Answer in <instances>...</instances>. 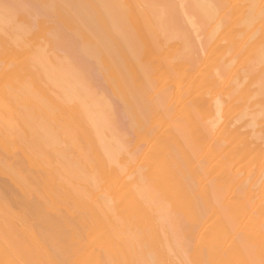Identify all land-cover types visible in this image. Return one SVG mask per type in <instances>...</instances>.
<instances>
[{"label": "bare ground", "instance_id": "obj_1", "mask_svg": "<svg viewBox=\"0 0 264 264\" xmlns=\"http://www.w3.org/2000/svg\"><path fill=\"white\" fill-rule=\"evenodd\" d=\"M177 1L0 0V264H264V126L253 135L241 108L250 92L240 95L264 65V3ZM230 12L254 33L263 24L248 41L216 42L230 69L240 61L227 96L244 99L234 111L248 132L211 116L233 101L222 111L189 53L223 21L226 32ZM228 66L202 72L221 82ZM124 128L150 144L130 148Z\"/></svg>", "mask_w": 264, "mask_h": 264}, {"label": "rangeland", "instance_id": "obj_2", "mask_svg": "<svg viewBox=\"0 0 264 264\" xmlns=\"http://www.w3.org/2000/svg\"><path fill=\"white\" fill-rule=\"evenodd\" d=\"M178 1H180V0H178ZM178 1H177V4H179ZM181 1H182V0H181ZM184 1H185V0H184ZM256 1H257V0H256ZM258 1H259V0H258ZM258 1H257V2H258ZM232 2L234 3L235 0H234V1L232 0ZM232 2H230L231 5H233ZM261 2L264 3V0H260V1L257 3V7H255V11H258V10H259V7H261V4H262ZM32 3H34V2H32ZM174 3H176V2H174ZM180 3H181V2H180ZM182 3H183V2H182ZM182 3H181V5H182ZM31 5H32V6H35V4H31ZM184 5H185V2H184ZM184 5H182V6L179 5V6L182 8ZM231 5H230V6H231ZM263 5H264V4H263ZM230 6H229V4H228L227 7H225V8L230 9V8H229ZM244 6H245V5H243L242 8H241L242 11H243V9L246 10V8H247L246 6H245L246 8H244ZM175 7H176V9H178V8H177V5H175ZM231 7H233V6H231ZM235 7H236V6H235ZM262 7H263V6H262ZM227 9H226V10H227ZM231 9H233V8H231ZM241 9H240V10H241ZM248 9H249V8H248ZM257 9H258V10H257ZM260 9H261V8H260ZM224 11H225V9L223 10V12H224ZM231 11H232V10H231ZM242 11H241V12H242ZM253 11H254V10H253ZM255 11H254V12H255ZM239 12H240V11H239ZM239 12H238V14H234V13L231 14L232 12H230V14H229V20H228V21H230V19H231V21H230V23H231V27H230V23H229V24L227 23L228 25H226V27H227L228 29L225 28V30L227 29L228 33H226L227 31L224 32V29H223V28H224V24H223V23H225V21H223V23L221 22V24H222V25H221L222 28L220 27V28L223 29V30H221V29L219 28L220 30H218V35L214 36L211 40H210L209 37L207 36L208 33H204L203 36L201 35V36H202L201 38H198V37H200V36L197 37V38H198L197 41H199V42L202 41L201 43H204V44L198 43V42L196 41V37L193 39V36H194L193 34H192L193 36L190 38L191 41L188 40V41H190V42L193 43V44L190 43V44H192V45H194V44L197 42L196 45H194V50H191L192 47H190V51H189V53L192 52L191 54H193V56H194L195 59H197V58H196L197 56H198V57L200 56V57H201V58L199 57V58H200V61H202V62H199L198 59L196 60V62L198 61V64H197L196 67H195V68H197V70H195V73H196V74L198 73V75H199V73L201 72V73H202V76H198V77H202V78L204 77L206 80H208L207 82H206L205 79H204V80H203V79L200 80V82L203 80L205 84H204L203 82H201V83H202L201 85H200V83H197V84H199V87L201 88V91H199V93H200V92L205 93L206 90H207L206 87H208L209 84H210L211 86H209L210 88L208 87V90H207V91L209 92V94H210L209 89H211V90H213V92H215V93L213 94V92L211 91V93H212L213 95L210 94V96H214L215 98H218L219 102H221V103H222V100L224 101V104H222V106H224V105H225V106H224V108L222 107V108H223L222 111L227 110V107H228V105H229V103L227 104L228 101L230 102L231 100L233 101V99L235 100V98H233V97H234V94H235V93L233 92V91H234V88H232V90L230 91L229 89H230L231 87H233V86L228 87V85H229V86H230V85H233V83H232V84L229 83V82H230L229 80L231 79V76L233 75L232 72L234 73L233 70L235 69V71H236L237 68H240L239 65H238V63H239L240 61L238 60V61H235V62L232 63V65H231V69H232V71H231V73H229V71L231 70V69H230V58H231V57H230V54L228 53L227 50H225V51H227V52H221V53H222L221 56H218V55H219V51H220V49H219V51H218V49L216 48V46H217L218 42H221V43H219L220 45L218 44V45L221 47V49H222V45H223L224 47H226V43H227V45H229V43H230V41H229L230 38H229V37L231 36V38H232V35L234 36L235 39H237V40H241V41H242V40H244V41L247 40V39H248V35H251V34H252L253 37H254V36L259 32L258 29H259V28L261 29V27H262L263 24H264V21H263V19H262V23H263V24H261V22H260V25H259V26H261V25H262V26L259 27V28H257V27H258L257 24L259 23L260 20L258 21V20L256 19V20L258 21V23L256 24V22H255V21H256V20H255L256 17H254V16H255V15H254V16H253V17H254V20H255L254 23L256 24V28H257V31L254 33L253 31H254V29H255V27H254L255 25L253 24V27H252V28H251L252 24H251V26H250L249 24L247 25V24L243 21V20H244V16L242 15V18H241V15H240L241 13L239 14ZM226 13H227V12H226ZM226 13H225V12L223 13V14L225 15V16L223 15L225 20L228 19ZM257 13H258V12H257ZM254 14H255V13H254ZM182 15H183V14H182ZM249 15H251V13H250ZM252 15H253V12H252ZM223 16H221L220 19H222ZM233 16H234V17H233ZM235 16H237V17H235ZM182 17H183V16H182ZM232 17H233V19H232ZM238 17H239V19H238ZM226 18H227V19H226ZM240 18H241V19H240ZM248 18H249V17H247L246 19L249 20ZM262 18H263V17H262ZM183 19H184V17H183ZM234 19H235V21H233ZM251 19H252V16H250V20H251ZM185 20H186V19H185ZM239 20H240V21H239ZM238 21H239V22H238ZM242 21L244 22V24L240 26L241 28H239V27H238L239 25H237V24H240V22H242ZM232 22H234V23L236 22V25H234V28H233V24H232ZM182 24H183V23H182ZM225 24H226V23H225ZM242 26H243V27H242ZM248 26H250L249 30H248ZM59 27H60V26H59ZM195 28H196V27H195ZM195 28L192 27V28H190V29H191V31H192V30L195 29ZM232 28H233V29H232ZM243 28H244V29H243ZM245 28H247V29H245ZM237 29H238V30L241 29V30L239 31V33H240L241 35H237L238 33L235 35V33L238 32ZM252 29H253V30H252ZM260 29H259V30H260ZM231 30H232V31H231ZM247 30H248V33H247ZM187 31H188V32H191L189 29H188ZM187 31H186V32H187ZM220 31H221V32H220ZM234 31H235V32H234ZM245 31H246V33H245ZM249 31H250L251 34L249 33ZM219 32H220V33H219ZM223 32H224V33H223ZM231 32H232V33H231ZM233 32H234V34H233ZM252 32H253L255 35H254ZM222 33L224 34L223 36H222ZM229 33H231L232 35H230ZM44 34H45V33H44ZM205 34H206V35H205ZM219 34L221 35L220 38L223 37V39H221V41H218V39L220 40V38H219ZM258 34H259V33H258ZM45 35H46V34H45ZM189 35H190V34H189ZM208 35H209V34H208ZM226 35H227V37H228V35H229V37L227 38ZM239 36H240V37H239ZM257 36H258V35H257ZM205 37L208 38V39H205ZM217 37H218V38H217ZM225 37H226V38H225ZM236 37H237V38H236ZM238 37H239V38H238ZM249 37H250V36H249ZM251 37H252V36H251ZM210 38H211V37H210ZM213 39H216V40L213 41ZM225 39H226V40L229 39V40H228L229 42L226 41ZM250 39H251V38H250ZM250 39H249V40H250ZM253 39L255 40L256 37H255V38H252V39H251L252 41H251L250 43L254 42ZM179 40L181 41V44H182V40H181V39H179ZM179 40H176V41H174V42H177V41H179ZM193 40H194V41H193ZM205 40H207V41H205ZM208 40H209V41H208ZM195 41H196V42H195ZM247 41H248V40H247ZM257 41H260V39H257ZM257 41H256V42H257ZM262 41H263V40H262ZM205 42H206L207 44H206ZM211 42H212V44H211ZM216 42H217V44H216ZM178 43H179V42H178ZM178 43H176V44L178 45ZM223 43H224V44H223ZM248 43H249V42H248ZM254 43H255V42H254ZM181 44H180V45H181ZM198 44H201V46H199ZM214 44H215V45H214ZM256 44H257V43H256ZM258 44H259V43H258ZM205 45H206V46H205ZM213 45H214L215 47H213ZM263 45H264V43H263ZM173 46H174V44H173ZM190 46H191V45H190ZM196 46H197L198 49L195 48ZM203 46L205 47V49L207 48V50H205L204 54L201 56V53H202L201 50L204 49ZM211 46H212L214 49L211 48ZM219 46H217V47H219ZM200 47H201L202 49H201ZM181 49H182V48H180V50H181ZM192 49H193V48H192ZM210 49H211L212 53H208L209 56H207V52H211ZM212 49L214 50V52H213ZM216 49H217V50H216ZM225 49H226V48H225ZM180 50H178V51H180ZM196 50H198V52L200 51V53H199L200 55L198 54V52L195 53ZM222 50H224V49H222ZM178 51H177V52H178ZM217 51H218V52H217ZM189 53L187 52L186 55H189ZM194 53L197 54V56H195ZM223 53H224V54H223ZM225 53H228V54H225ZM178 54H180V53H178ZM211 54H213V56H214V54H215V56L213 57ZM216 55L219 57L218 60H216V59L218 58ZM225 55H226V56H225ZM189 56H192V55H189ZM189 56H188V58H189ZM193 56H192V58H191V57L189 58L190 61H191V60H195V59H193ZM210 56L212 57V60H213V58H215V61H214V60L212 61V60L210 59V61H208V62L206 63V61L209 60ZM224 56L226 57L227 61H226V59L224 58ZM228 56H229V57H228ZM216 57H217V58H216ZM203 58H204V59H203ZM206 58H207V60H206ZM224 59H225L226 62L224 61ZM205 60H206V61H205ZM228 60H229V61H228ZM241 60H242V59H241ZM190 61H189V62H190ZM203 61H205V62H203ZM211 61H212V62H211ZM223 61H224V62H223ZM242 61H243V60H242ZM191 62H192V64H194V61H191ZM237 62H238V63H237ZM184 63H188V60H187L186 62H184ZM204 63H205V64H204ZM210 63H211V64H210ZM212 63H213V64H212ZM219 63H220V64H219ZM228 63H229V66H228L227 70L225 71V72H226V76H225L226 78H224L225 80H224V79H221L223 82H222V81L219 82L220 79L217 80V77H213V76H211V79L209 80V78H210L209 76L212 75V74H214V72L216 73L217 70L222 69V72H223V71H224V66H227ZM235 63H236L237 66L235 65ZM243 63H244V62L241 63L242 66L244 65ZM207 64H210V65H207ZM216 64H218L219 67H218V65H216ZM239 64H240V63H239ZM198 65L201 67V69H199V66H198ZM202 65H204V66L207 65V66H209V67H210L211 65H214V69H215V70H214V69H211V68H213V66H211V68H207V66H205L206 69L208 70V72H209V69H211L210 72H213V73L211 74V73H207V72H206L207 75L204 76L203 74H204L205 72H202V70L204 69L203 71H205L206 69H205L204 66H202ZM221 65H222V66H221ZM258 65H259V66H258ZM258 65H257L256 69H257V68H259V69H257V70L254 69V70H255V71H259L258 73H263L264 70H263L262 68L264 67V65H263V64H258ZM216 66H217L219 69H218ZM242 66H241V67H242ZM244 66H245V68H246L247 64L244 65ZM260 66H261L262 68H261ZM94 67L96 68V66H94ZM236 67H237V68H236ZM202 68H203V69H202ZM198 69H199V70H198ZM95 70H96V69H95ZM261 70H263V71H261ZM197 71H198V72H197ZM95 72H96V71H95ZM201 73H200V74H201ZM258 73H257V74H258ZM221 74H222V73H221ZM224 74H225V73H224ZM230 74H231V75H230ZM255 74H256V72L253 74V76L251 75V77H254V79H255ZM257 74H256V77H258V78H256L257 81H256V79H255L256 82H255V84H254V85H256L257 87H255V86L252 87L251 85H248V89L246 88L247 90H249L250 87H251L252 89L255 88V91H253L251 88H250V90H251L252 92H251V91H247L245 88H243L244 91L242 90V91H241V94H240V95H242V97L244 98V96H243L244 94H242V93H243V92L245 93V91H246V93H249V92H250V93H249V97H247V98H249V99H246V100L244 101V99H242V97L239 95L240 90H238V91L236 90L237 92H239V93H237V95H236V97L239 95V96L237 97L236 100H239V99H240L239 97H241L240 102H241V101H242V102H243V101L245 102V103L243 102L245 105H243V103H242L243 107H241V108H244V107L246 106V108L242 109V110L244 111V113H245V116H246V114L248 115V113H251V114H250L251 116L249 115V118H247L248 122H247V121L245 122L247 116H246V117H243L244 115H242L243 113L241 114V112H243V111L240 110L241 108L239 109L241 112L235 110L237 113H240L241 116H240V114L238 115V114L235 113V111H234V109H238V107H240V106L238 105L240 102H239V103H238V102H237V103H236V102L234 103V101H233V102L231 101L232 103L230 102L231 105H230L229 107L231 108V106H232V108H233V105H235L233 109H232V108L229 109V110L234 111V112L231 111L232 113H234V114L232 115V117L230 116L232 113L229 112V110H228V111H225V114H226V115L224 114L225 117H223V115H221L220 117H218V115H217L214 111H213V113L211 112V116H215V117H216V120H217V119H221V120H219V123L221 124V126H220V124H219L220 127H222L223 124H226L225 127L228 126V124L230 123V121H233V119H234V121H233L234 123L231 122V124H229L230 126H228V127H229L230 129L228 128V130H231V129L235 130L237 127H238L237 129H241V130H242V128H239V127H242V126H243L244 129H245V128H248V129H246V131L248 132V130L250 131V128L252 127V126L250 127V123H251V122H254L255 125H257V126H255L253 129L251 128V132H253V135H254V136H255V134H256V132H254L256 128H259V127L262 125L258 130L256 129V131L259 132L260 130H262V128H263V126H264V122H263V121H264V117H263L264 115L261 114L259 110L262 109L261 112H263V110H264V109H263V108H264V105H263V104H264V103H263V102H264V100H263V99H264V95L262 96V93L264 94V89L262 88V86L264 85V84H262V81H264V78H263V76H264L263 74H264V73L262 74V76H261V75L257 76ZM222 75H223V74H222ZM260 76H261V77H260ZM228 77H229V80H228ZM259 77H260V78H259ZM207 78H208V79H207ZM212 78H213L214 80L216 79V81L220 83V84H219V83L217 84V82H216V84L218 85L217 87H216V85L213 86L212 83H210L211 80H212ZM248 78H249V77H248ZM248 78H247V79H248ZM261 78H262V80H261ZM199 79H200V78H199ZM247 79L245 78V80L243 81V84H244V82H245V84H248V81H246ZM258 79L261 80V86H260V83H258ZM101 80L103 81V79H101ZM101 80H100V83H97V84H100V85H101ZM104 80H105L104 82L107 81V79H105V78H104ZM209 81H210V82H209ZM107 82H108V81H107ZM107 82H106V83H107ZM226 82H227V83H226ZM251 82H253V81H251ZM251 82H250V83H251ZM206 83H208V84H207V86L205 87L206 90L204 89V90H205V91H204V90L202 89L201 86L204 87V85H206ZM221 83H222V84H221ZM257 83H258V85H257ZM263 83H264V82H263ZM102 84H103V82H102ZM171 84H172V82L169 83L168 85H171ZM203 84H204V85H203ZM245 84H244V85H245ZM251 84L253 85V83H251ZM168 85H166V86H168ZM219 85H221V86H219ZM226 85H227V86H226ZM224 86H225V89H224ZM242 86H243V85H242ZM242 86H241V87H242ZM249 86H250V87H249ZM169 87H170V86H169ZM211 87H212V88H211ZM214 87H215L219 92H218L217 90L215 91ZM218 87H219V88H218ZM234 87H235V86H234ZM244 87H246V86H244ZM259 87L262 88L263 91H262V89L259 91V89H260ZM220 88H221V89L223 88V89H222V90H219ZM258 88H259V89H258ZM241 89H242V88H241ZM257 89H258V91H259V95H260V96L258 95ZM199 90H200V89H199ZM227 90H229V91L227 92ZM261 91H262V92H261ZM208 92H206V93H208ZM217 92L220 93L219 97H216V96H218V94H216ZM223 92H224V93H223ZM225 92H226V93H225ZM231 92H233L234 94H233V95H230V94H232ZM228 93H230V94H229L230 96H227ZM246 93H245V94H246ZM252 93H253V94L255 93V94H254L253 96H251ZM215 94H216V96H215ZM222 94L224 95V98H223ZM256 94H257V96H256ZM109 95H110V94L108 93V96H109ZM207 96L209 97V95H207ZM225 96H227V97H225ZM231 96H232V97H231ZM246 96H247V94H246ZM255 96H256V97H255ZM220 97L222 98L221 101H220ZM228 97H230V98H228ZM257 97H258V98H257ZM232 98H233V99H232ZM238 98H239V99H238ZM250 98H251V99H250ZM256 98H257V99H256ZM260 98H261L262 100H259ZM225 99H226V100H225ZM228 99H229V100H228ZM254 99H255V100H254ZM114 100H115V99H113L112 104H113V106H114V109L116 108L115 112H116V114H117V113H119V111H118V105H120L121 102H120L119 104H117V102H118L119 100H116V101H114ZM227 100H228V101H227ZM252 100H254L255 103H256V102L258 103V102L261 101V102H260L261 104L258 103L257 105H253V104H255V103H253V104L251 105V104H250V101L253 102ZM225 101H226V102H225ZM114 102H115V103H114ZM246 102H249V103H246ZM249 104H250L252 107H249V106H248ZM237 105H238V106H237ZM240 105H241V104H240ZM259 105H261V106H259ZM226 106H227V107H226ZM258 106H259V107H258ZM119 107H120V106H119ZM229 107H228V108H229ZM236 107H237V108H236ZM121 108H122V106H121ZM121 108L119 109L120 111H121ZM247 108H248V109H247ZM245 109H247V110L245 111ZM257 109H258V110H257ZM222 111H221V113H222ZM251 111H252V112H251ZM209 112H210V111H209ZM209 112H208V113L205 112V114H208V116H206L208 120L206 119L207 122H205V123H208V121H209V123H210V120H209L208 117H211V116H210V113H209ZM226 112H227V113L229 112V113H231V114L228 113V114H229V115H228ZM246 112H248V113H246ZM253 112H254V113H253ZM257 112L259 113L258 115L256 114ZM214 113H215L216 115H214ZM221 113H220V114H221ZM223 113H224V112H223ZM252 113H253V114H252ZM205 114L203 115V116H204V119L201 118L202 121H203V120L206 121V120H205ZM212 114H213V115H212ZM236 114H237V115H236ZM255 115H256V116H255ZM259 115H260V118H258ZM234 116H235V117L239 116V117H237V118H233ZM261 116H262V117H261ZM230 117H231V118H230ZM242 117H243L244 119H243ZM211 118H213V117H211ZM227 118H229V119H227ZM240 118L243 119V120H240ZM250 118H251V119H250ZM256 118H257V119H256ZM262 118H263V119H262ZM201 119H200V120H201ZM226 119L228 120L229 123H228V122H227V123L225 122ZM237 119L239 120V122H238V121H235V120H237ZM258 119H259V120H258ZM211 120L213 121V120H215V119L213 118V119H211ZM227 120H226V121H227ZM249 120H250L251 122H250ZM260 120H262V121H260ZM222 121H223V123H222ZM236 122H237V123H236ZM241 122L243 123L242 126H241ZM244 122H245V124H247V125L249 124V127H250V128H249V127H246V126L244 127ZM205 123L202 122V125H205ZM254 123H252L251 125H253ZM236 124H237V125L240 124V125H238V126L236 127ZM259 124H261V125H259ZM206 126H208V124H207ZM219 126L217 125L216 131H218V130L223 131L222 128L225 129L224 126H223L221 129H220ZM231 127H233V128H231ZM127 128H129V127H127ZM127 128H124V130H125L126 132H128L127 130H129V129H127ZM226 128H227V127H226ZM234 128H235V129H234ZM120 129H121V128H120ZM203 129H204V130H203L204 132L207 131L205 128H203ZM244 129H243L242 132H245ZM205 130H206V131H205ZM241 130H240V131H241ZM252 130H253V131H252ZM121 131H123V128L121 129ZM125 131H124V132H125ZM129 131H130V130H129ZM203 131H202V132H203ZM240 131H239V132H240ZM126 132H125V133H126ZM139 132H140V131H139ZM141 132H142V131H141ZM247 132H246V136H245V138H248V137H254V136H248V137H247ZM261 132H262V135H263V134H264V133H263V132H264V129H263V131H261ZM122 133H123V132H122ZM129 133H131V132H128V133H126V134H129ZM214 133H215V132H214ZM240 133H241V132H240ZM118 134L120 135V133H118ZM137 134H138V133H137ZM139 134H140V133H139ZM142 134H143V132H142ZM142 134H141V135H142ZM241 134H242V133H241ZM250 134H251V133H249V135H250ZM259 134H260V133H259ZM259 134L257 133V136H258V137L256 136L258 139H260L259 136H262V135H259ZM119 135H118V136H119ZM141 135H140V136H141ZM144 135H146V132H145ZM148 135H149V134H148ZM243 135H244V134H243ZM109 136H110V135H109ZM128 136L132 137V138H131L132 140L129 139V137H128L129 140H126V141H128V142L130 141L131 143H129V146L131 145L132 147H133V146H138V145H141V146H142V144H143V147H142V148H144L145 146H148V145H146L145 143L150 144L149 141H151L150 138L148 139L147 136L144 137L143 135H142L141 137H143V138H147V139H148L147 141H145V139H144V141H145L144 143L142 142L143 139L141 140V137H140V136H137V135L135 136V135H133L132 133H131L130 135H128ZM125 137H127V136H125ZM125 137H124V138H125ZM134 137H135V139L140 137V138H139L140 140L138 139V140H139L138 142H137V141L134 142V141H135V140L133 139ZM263 138H264V135H263L262 139H263ZM122 139H123V138H122ZM126 139H127V138H126ZM255 139H256V138H255ZM258 139H256V140H258ZM262 139H261V140H262ZM124 140H125V139H124ZM124 140H123V141H124ZM133 140H134V141H133ZM136 140H137V139H136ZM247 140H249V139H247ZM251 140H253V138H251ZM251 140H250V141H251ZM256 140H255V143H256ZM261 140H260V141H259V140L257 141V142H258V145H261V146L264 147V144L262 145V143H261V144L259 143V142H261ZM126 141H125V142H126ZM250 141H249V142H250ZM262 141H263V143H264V140H262ZM132 142H133V143H136V145H133ZM245 142H246V141H245ZM251 142H252V141H251ZM251 142H250V144H251ZM253 143H254V140H253ZM253 143H252V144H253ZM127 145H128V143H127ZM256 145H257V144H256ZM129 146H127V147H129ZM131 146H130V148H131ZM252 146H254V145H252ZM138 147H140V146H138ZM130 148H129V149H130ZM242 164H243V163H242ZM239 166H241V164H239ZM242 166H243V165H242ZM256 167H257V169H258V166H255V167H254V168H255L254 171L256 170ZM242 168H244V172H246L245 169H246V170L249 169V168L247 169L245 166L242 167ZM250 169H251V168H250ZM241 170H242V169H241ZM0 171H3V169L0 170ZM4 171H6V170H4ZM6 172H7V171H6ZM6 172H5V173H6ZM242 172H243V170H242ZM7 173H8V172H7ZM255 174H256V173H255ZM1 175H2V173H1ZM2 176H3V175H2ZM2 176H0V177H2ZM3 178H4V176H3ZM0 180H1V179H0ZM262 193H264V192H262ZM19 197H21V196H19ZM182 226H185V225H182ZM186 227H187V226H186ZM184 228H185V227H183V229H184ZM183 229H182V231L185 232L186 228H185V230H183Z\"/></svg>", "mask_w": 264, "mask_h": 264}]
</instances>
